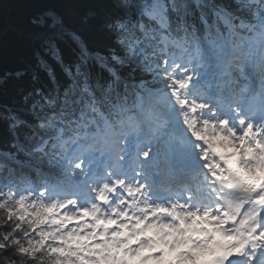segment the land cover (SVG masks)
Returning a JSON list of instances; mask_svg holds the SVG:
<instances>
[{"label": "snow or ice", "instance_id": "6c2138e0", "mask_svg": "<svg viewBox=\"0 0 264 264\" xmlns=\"http://www.w3.org/2000/svg\"><path fill=\"white\" fill-rule=\"evenodd\" d=\"M148 260L264 264V0H2L0 264Z\"/></svg>", "mask_w": 264, "mask_h": 264}, {"label": "trees", "instance_id": "16d2710c", "mask_svg": "<svg viewBox=\"0 0 264 264\" xmlns=\"http://www.w3.org/2000/svg\"><path fill=\"white\" fill-rule=\"evenodd\" d=\"M0 2H2V0H0ZM21 175H24V176L31 175L32 178H35V174L34 173H29V171L27 169L23 170L21 172Z\"/></svg>", "mask_w": 264, "mask_h": 264}, {"label": "clouds", "instance_id": "9594fccd", "mask_svg": "<svg viewBox=\"0 0 264 264\" xmlns=\"http://www.w3.org/2000/svg\"><path fill=\"white\" fill-rule=\"evenodd\" d=\"M17 71H18V72H20V73H24V72H26V71H27V69H24V68H19V69H17Z\"/></svg>", "mask_w": 264, "mask_h": 264}, {"label": "rangeland", "instance_id": "374dc122", "mask_svg": "<svg viewBox=\"0 0 264 264\" xmlns=\"http://www.w3.org/2000/svg\"><path fill=\"white\" fill-rule=\"evenodd\" d=\"M152 264H155V263H157L158 264V262L157 261H153L152 260V262H151ZM145 264H149V263H145Z\"/></svg>", "mask_w": 264, "mask_h": 264}]
</instances>
